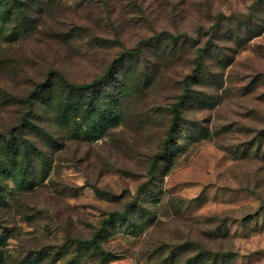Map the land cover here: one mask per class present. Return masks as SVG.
<instances>
[{
    "label": "rangeland",
    "instance_id": "obj_1",
    "mask_svg": "<svg viewBox=\"0 0 264 264\" xmlns=\"http://www.w3.org/2000/svg\"><path fill=\"white\" fill-rule=\"evenodd\" d=\"M102 258L264 264V0H0V264Z\"/></svg>",
    "mask_w": 264,
    "mask_h": 264
},
{
    "label": "trees",
    "instance_id": "obj_2",
    "mask_svg": "<svg viewBox=\"0 0 264 264\" xmlns=\"http://www.w3.org/2000/svg\"><path fill=\"white\" fill-rule=\"evenodd\" d=\"M101 79H103V77L100 78V79H98V80H96V82L93 81V82H91V83H86V84H82V85H72V84H69L68 82H66V81L64 80V78H62L61 81H63V83H64L65 85H67V87H69V88H71V89L82 90V89H88L89 87L94 86L95 84H97L98 82H100ZM187 89H188V86L186 85L185 91H187ZM35 91H36V90H34L32 93H34ZM178 106H179V102L176 103V104L174 105V108L177 109ZM175 113H176V115L178 114L177 110L175 111ZM81 243H82V244H89V245H92L96 251L100 252L101 255L104 253L103 249H101V248L99 247V245L97 244V242L95 241V239H92V240H90V241H88V240H83V241H81ZM100 264H105V260H104L103 258H102Z\"/></svg>",
    "mask_w": 264,
    "mask_h": 264
}]
</instances>
